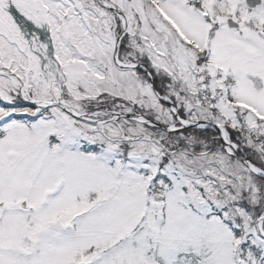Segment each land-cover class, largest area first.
<instances>
[{
	"label": "snow or ice",
	"instance_id": "6c2138e0",
	"mask_svg": "<svg viewBox=\"0 0 264 264\" xmlns=\"http://www.w3.org/2000/svg\"><path fill=\"white\" fill-rule=\"evenodd\" d=\"M0 264H264V0H0Z\"/></svg>",
	"mask_w": 264,
	"mask_h": 264
}]
</instances>
